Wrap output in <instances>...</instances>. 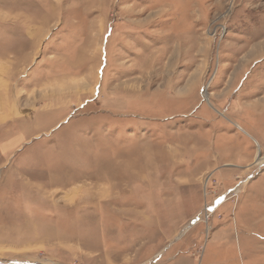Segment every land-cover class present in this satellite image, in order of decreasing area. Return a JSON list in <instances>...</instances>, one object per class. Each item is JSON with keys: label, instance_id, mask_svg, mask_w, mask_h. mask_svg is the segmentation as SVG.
<instances>
[{"label": "rangeland", "instance_id": "rangeland-1", "mask_svg": "<svg viewBox=\"0 0 264 264\" xmlns=\"http://www.w3.org/2000/svg\"><path fill=\"white\" fill-rule=\"evenodd\" d=\"M258 158L264 0H0V264H264Z\"/></svg>", "mask_w": 264, "mask_h": 264}, {"label": "bare ground", "instance_id": "bare-ground-1", "mask_svg": "<svg viewBox=\"0 0 264 264\" xmlns=\"http://www.w3.org/2000/svg\"><path fill=\"white\" fill-rule=\"evenodd\" d=\"M83 86L85 85V84H82ZM256 163H257V166H263L264 165V158H258L257 159V161H256ZM223 200V199H222ZM222 200H220L219 202H218V204L220 203V202H222Z\"/></svg>", "mask_w": 264, "mask_h": 264}]
</instances>
